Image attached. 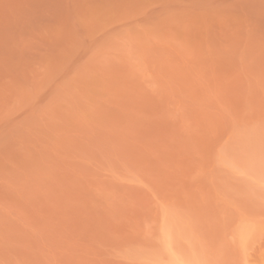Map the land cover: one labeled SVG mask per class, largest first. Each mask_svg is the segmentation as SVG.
Masks as SVG:
<instances>
[{"label":"rangeland","instance_id":"rangeland-1","mask_svg":"<svg viewBox=\"0 0 264 264\" xmlns=\"http://www.w3.org/2000/svg\"><path fill=\"white\" fill-rule=\"evenodd\" d=\"M0 264H264V0H0Z\"/></svg>","mask_w":264,"mask_h":264}]
</instances>
